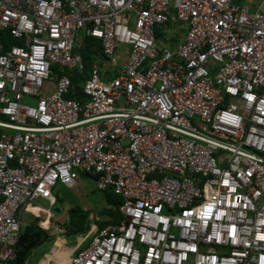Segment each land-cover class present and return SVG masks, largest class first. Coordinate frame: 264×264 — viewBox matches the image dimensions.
I'll return each instance as SVG.
<instances>
[{
	"label": "built area",
	"instance_id": "1",
	"mask_svg": "<svg viewBox=\"0 0 264 264\" xmlns=\"http://www.w3.org/2000/svg\"><path fill=\"white\" fill-rule=\"evenodd\" d=\"M79 35L105 63L127 48L118 75L89 71L82 102L67 98L66 72L84 71ZM0 118V264L14 260L21 213L37 216V201L49 212L80 175L121 198L120 218L66 264H264V11L0 0Z\"/></svg>",
	"mask_w": 264,
	"mask_h": 264
},
{
	"label": "trees",
	"instance_id": "2",
	"mask_svg": "<svg viewBox=\"0 0 264 264\" xmlns=\"http://www.w3.org/2000/svg\"><path fill=\"white\" fill-rule=\"evenodd\" d=\"M159 36V34H158ZM13 43L9 38L6 44ZM76 51L81 54L84 61V71L82 73L66 72L71 79L70 92L67 98L82 102L85 100L82 92V81L87 76L89 71L95 66L96 60H102L101 46L99 41L84 37L81 41L80 47L76 48ZM111 77L115 74H109ZM85 176V175H82ZM92 179V177L87 176ZM67 188L64 186H58L56 193H60L61 196L56 194L57 205L54 210L56 212L61 211V204L69 202L72 207L67 211L68 219L64 223L65 236L75 239L78 236L85 235L89 231L90 223L88 219V212L84 211L79 203L75 202L67 193ZM69 196V197H68ZM68 197V199H67ZM102 198L105 202V207L100 210L101 216H107V220L97 222L98 229L107 226L110 223H115L119 220L120 215L117 210L122 200L119 196L113 194L108 189L102 192ZM39 219L36 217L34 220L27 222L20 227L19 238L15 245V257L11 264H27L32 252L44 245L45 243H51V237L48 232L38 224Z\"/></svg>",
	"mask_w": 264,
	"mask_h": 264
},
{
	"label": "crops",
	"instance_id": "3",
	"mask_svg": "<svg viewBox=\"0 0 264 264\" xmlns=\"http://www.w3.org/2000/svg\"><path fill=\"white\" fill-rule=\"evenodd\" d=\"M233 3L238 4V5H245V6H247L250 12H261V11H264V0H233ZM184 27L182 29H180V31H179L180 33H179V36L178 37L180 38V41H182L183 40V37H184V32H185V28ZM82 40H83V38L81 39V41ZM80 44H81V42H80ZM126 53H127V48H122V49H120L119 58L116 59L114 61V63H105V61L103 59L102 60H96L97 62H100V63H96L94 67H101V68L105 69L107 71L108 75L109 74H115V73H117V75H118L121 66L125 62ZM105 66H107V68ZM84 177L88 178L87 176L80 175L79 179L80 178H84ZM86 178H84V179H86ZM56 189L57 188H55L54 191H53L54 196H55V199H56V194L57 195L60 194L58 192L56 193ZM40 202L45 203L46 204V208L44 206H42ZM35 204L39 205L40 208L42 209V211H40L37 216L31 215L29 212H26V211H23L21 213V216H22V214H25L27 216V219H29L30 221L34 220L37 217L39 219L38 224L43 229H45L48 232V234L50 235L52 246L55 247V248H57L56 250L53 249L52 252H49L48 251V252L43 253V255L36 262V264H39L41 261L45 260L47 257H50V256L53 259H55L58 262V264H66L67 261L69 260V257H71V255L75 251H77L78 249L84 247L88 243V241L90 239V235L98 229L97 225L94 224L95 221L93 219L94 217L92 216L93 213L90 212L87 208L84 207L83 209L89 213L88 214V218L90 220H92V223H91V225L89 227V231L85 235L78 236L75 239H71L70 238L71 241H73L74 244L76 245L75 250L73 252L69 253L68 256H66V257L64 255V251H63V256L65 258H61L58 255V250H63L64 249V247H63L64 244L59 243V240L57 238L58 236H55L54 235V232L55 231L61 232V230H62L63 233L61 234V237L63 238V243H66L64 223L67 222V219H68L67 211H69V209L72 207V205L68 202L69 205H68L67 210L65 211V215H64L62 213L63 210H61V213H58V214H54L53 213V210L55 209V206L57 205V201L56 200H55L54 206L52 208H50L49 212L47 211V209H49V207L47 206V202L46 201H37ZM61 208H62V206H61ZM62 215H63L64 219H63V223H62V225L60 227L61 230L60 229H56L55 226H54V224H53V222H55L56 219L58 217H61ZM104 217H105V220L108 219L107 216H104ZM95 220H97V219H95ZM45 223H46V226H45ZM79 237L80 238L81 237H85V238H82L81 239V243H78L77 244L76 242H77V240H78Z\"/></svg>",
	"mask_w": 264,
	"mask_h": 264
},
{
	"label": "rangeland",
	"instance_id": "4",
	"mask_svg": "<svg viewBox=\"0 0 264 264\" xmlns=\"http://www.w3.org/2000/svg\"><path fill=\"white\" fill-rule=\"evenodd\" d=\"M184 27V25H177V24H170L169 28L165 30V34L171 38V40L176 41V42H180V38L179 36V31L180 29H182ZM185 28V27H184ZM82 35H79L77 43H76V47L79 48L80 47V42L82 39ZM107 68V66H105ZM27 102H29L27 100ZM30 103V102H29ZM1 119V118H0ZM86 178V177H84ZM80 178L78 181V185L75 188L72 189H66L68 195L70 196V198H72L75 202L79 203V205L81 206V208L83 209L84 207L87 208L90 212L93 213V219L94 221L97 222H101L103 220H105L104 216L100 215V210L103 209L105 207V203L103 201L102 198V192L98 191L95 187V183L92 179L89 178ZM61 196V194H59ZM68 196V197H69ZM67 197V199H68ZM42 206H44L46 208V204L40 202ZM68 202L67 203H63L61 204L62 208H60L62 211V213L65 215V211L67 210L68 207ZM56 208V206H55ZM84 210V209H83ZM85 211V210H84ZM54 214H58L61 213L60 212H56V210H53ZM32 219V218H31ZM63 215L61 217H58L56 219L55 222H53L54 226L56 229H60L61 230V225L63 223ZM89 219V218H88ZM97 219V220H95ZM27 222H30L29 219H27V216L25 214H22L21 216V226L26 224ZM94 222V224H96ZM89 223H92V220L89 219ZM46 226V223H45ZM63 233V231L61 230V232H54L55 236H58V240L59 243L64 244V249L63 250H58V255L61 258H65L66 256H68L69 253L73 252L75 250L76 245L74 244L73 241H71L70 237H66V243H63V238L61 237V234ZM85 238V237H79L77 240V244L81 243V239ZM53 249H57L55 247L52 246L51 243L48 244H44L41 247L35 249L30 258L27 261V264H36V262L41 258V256L43 255V253L45 252H52ZM63 251H64V255L63 256Z\"/></svg>",
	"mask_w": 264,
	"mask_h": 264
}]
</instances>
